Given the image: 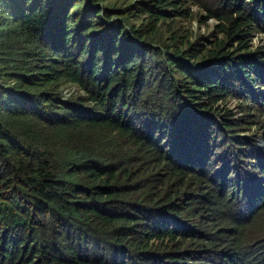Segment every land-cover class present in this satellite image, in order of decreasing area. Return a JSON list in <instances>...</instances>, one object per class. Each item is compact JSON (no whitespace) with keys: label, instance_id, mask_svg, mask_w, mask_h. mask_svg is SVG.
<instances>
[{"label":"trees","instance_id":"1","mask_svg":"<svg viewBox=\"0 0 264 264\" xmlns=\"http://www.w3.org/2000/svg\"><path fill=\"white\" fill-rule=\"evenodd\" d=\"M252 23L264 0H0V264H264Z\"/></svg>","mask_w":264,"mask_h":264},{"label":"rangeland","instance_id":"2","mask_svg":"<svg viewBox=\"0 0 264 264\" xmlns=\"http://www.w3.org/2000/svg\"><path fill=\"white\" fill-rule=\"evenodd\" d=\"M137 1L138 0H131L132 3H136ZM191 10L193 12V18L190 20L180 19V24H179L180 28L186 31V34L190 36L191 40L196 39V40L204 41L205 39L212 40L215 38V36H217L218 38L222 37V34L216 31V26L218 24L216 20L207 19L203 21L202 12L199 11L198 8H196L195 6H191ZM257 29H258V25L256 23H252L249 26H245L243 29V34L240 36V39L242 40V42L239 43L237 41L236 43H233L232 47L230 48V53L232 55V60H233L231 67L239 64L240 59L244 56L262 54V52L264 51L263 49L264 48V34L259 32ZM155 46L159 47V45H155ZM251 67L252 66H248L246 70L248 71L247 73L248 76L252 77L251 79L254 80L252 89L256 93L264 94V81L258 80L257 78H255L254 74L252 73L253 68ZM213 70L216 73L215 75H217V77H220L218 76L216 68H214ZM215 79H216V76H213V81ZM244 88L246 89V87ZM75 92H76L75 87H68L63 92L64 99L69 98L70 95L75 94ZM226 106L229 110L236 112L235 118H245V115L248 112L245 109L243 100L231 99V101ZM249 108H251L250 115H253V114L261 115L262 113H264V110H262L259 107H256V105L253 104L252 102H249ZM241 109H243V111ZM262 119L263 118H261V120ZM252 129L253 130L251 131L245 130L242 136L253 133L256 130V127H253ZM253 135H256V134H253ZM256 136H257V140H256L257 145H259V147H264V140H262V138L259 135H256Z\"/></svg>","mask_w":264,"mask_h":264},{"label":"clouds","instance_id":"3","mask_svg":"<svg viewBox=\"0 0 264 264\" xmlns=\"http://www.w3.org/2000/svg\"><path fill=\"white\" fill-rule=\"evenodd\" d=\"M262 95H264V94H262ZM259 146V145H258Z\"/></svg>","mask_w":264,"mask_h":264}]
</instances>
